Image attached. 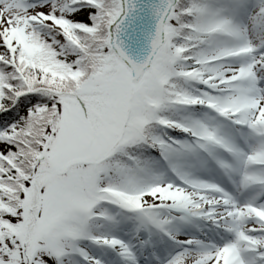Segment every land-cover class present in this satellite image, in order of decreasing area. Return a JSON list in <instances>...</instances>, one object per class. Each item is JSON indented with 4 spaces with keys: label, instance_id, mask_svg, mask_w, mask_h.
<instances>
[{
    "label": "snow or ice",
    "instance_id": "snow-or-ice-1",
    "mask_svg": "<svg viewBox=\"0 0 264 264\" xmlns=\"http://www.w3.org/2000/svg\"><path fill=\"white\" fill-rule=\"evenodd\" d=\"M0 264H264V0H0Z\"/></svg>",
    "mask_w": 264,
    "mask_h": 264
}]
</instances>
